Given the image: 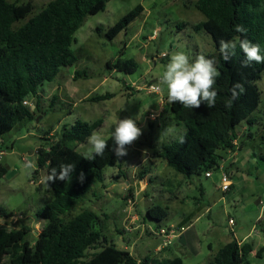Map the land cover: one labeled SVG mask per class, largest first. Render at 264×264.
Returning <instances> with one entry per match:
<instances>
[{
	"label": "rangeland",
	"instance_id": "rangeland-1",
	"mask_svg": "<svg viewBox=\"0 0 264 264\" xmlns=\"http://www.w3.org/2000/svg\"><path fill=\"white\" fill-rule=\"evenodd\" d=\"M7 1L34 5L32 14L13 25L16 30L53 0ZM196 1L108 0L105 11L85 18L71 47L78 57L77 64L61 68L54 82L41 87L56 100H46L41 105L42 113L36 111L35 120L25 121L2 136L0 164L8 173L0 180V207L14 216L0 218V226L17 230L25 225L31 230L29 240L34 242L45 225L36 220L37 211L52 196L45 180L47 170L39 169L36 163L37 149L48 142L44 137L55 140L77 121L93 124L102 120L95 132L107 140L118 119L132 118L142 135L127 149L126 156L117 157L115 165L105 169L104 181L96 186L95 196L85 199L65 220L91 209L100 216V229L109 243L121 250L127 247L138 259L154 258L163 239L143 229L130 232L129 224L139 213L140 220L143 217L155 228L156 222L147 217V207L160 205L169 208L162 227L184 223L185 228L195 221L184 236L185 241L192 237L186 253L176 250L183 244L180 240L170 245L183 264H208L213 257L211 250L216 252L233 239L252 243V264H264V253L256 256L264 247V73L258 81L262 96L258 110L251 116L254 122L244 121L238 126L239 150L234 154L221 152L220 168L212 171L211 177L202 174L187 179L158 156L161 145L175 141L184 130L167 113L166 87L161 86L153 94L148 87L159 83L174 52L183 51L194 60L199 54L215 51L211 36L193 29L206 19L196 9ZM139 5L144 9L142 14L127 30L109 39L107 31ZM181 23L187 24L185 29L178 27ZM119 58L134 60L137 71L125 73L107 66ZM76 71L83 72L78 79ZM108 93L114 95L110 100L89 101ZM87 150V142L77 149L82 154ZM224 174L233 186L228 192L222 191ZM79 176L75 174L67 187L79 181ZM143 178L149 183L148 196L141 192L147 190L146 183L141 187ZM183 213L190 220H185Z\"/></svg>",
	"mask_w": 264,
	"mask_h": 264
},
{
	"label": "trees",
	"instance_id": "trees-1",
	"mask_svg": "<svg viewBox=\"0 0 264 264\" xmlns=\"http://www.w3.org/2000/svg\"><path fill=\"white\" fill-rule=\"evenodd\" d=\"M107 2L53 0L15 30L13 25L32 14L34 5L0 0V139L23 122L35 120L36 111L42 113L41 87L54 82L61 68L77 64L78 57L71 49L75 33L85 18L105 11ZM195 7L206 19L195 25L194 31H205L214 43L215 51L205 56L215 60L220 73L215 84L216 104L211 109L202 104L193 110L179 103L168 104L167 113L178 126L183 125L184 131L170 144H162L158 153L175 173L187 179L217 171L223 159L221 152L239 150L238 126L244 121L254 122L251 116L258 110L262 96L258 81L264 73V63L244 66L246 57L239 47V40L247 39L258 44L264 55V0H197ZM143 10L139 5L127 13L107 31V37L114 39L127 30ZM186 26L185 23L178 25L180 29ZM237 26L245 31L237 32ZM221 39L236 42L235 55L229 61H225L219 51ZM107 66L125 73H134L138 68L134 60L121 58L109 61ZM82 75L83 72L76 71L75 79ZM237 83L243 86V91L236 89L238 97L230 108L225 107ZM113 97L108 93L89 101L97 103ZM25 101L34 102L35 110L25 105ZM102 124V120L93 124L77 121L55 140L44 137L47 144L36 152L38 168L46 169L48 175L52 168L59 172L61 164H72L75 166L72 177L83 172L85 179L71 187H67V181L46 182L52 196L36 213V220L45 225L34 242L29 240L31 230L25 225L17 230L0 226V264H183L180 257L138 259L129 251L118 249L103 235L100 216L91 209H83L72 219L65 220L85 199L95 196L96 186L104 181L105 169L115 165L118 156L112 134L106 140L108 148L104 154L95 156L94 160L84 159V154L77 151ZM7 173L8 169L0 164V180ZM168 210V207L153 205L147 217L160 224L166 220ZM13 216L0 207L1 219ZM254 251L252 243L233 239L208 264H252L250 258ZM263 253L264 247L256 256L261 257Z\"/></svg>",
	"mask_w": 264,
	"mask_h": 264
},
{
	"label": "clouds",
	"instance_id": "clouds-1",
	"mask_svg": "<svg viewBox=\"0 0 264 264\" xmlns=\"http://www.w3.org/2000/svg\"><path fill=\"white\" fill-rule=\"evenodd\" d=\"M237 32H244L242 26H237ZM236 42L219 41V51L225 61H229L235 55ZM239 47L243 51L246 59L244 66L247 67L252 62L264 63V55L261 54V48L258 44H253L247 39L239 40ZM220 75L215 60L199 54L194 60L183 51L174 52L166 65V70L162 74L161 80L155 86L160 90L161 86L167 89V102L169 104L179 103L186 109H198L202 104H206L209 109L215 107L216 78ZM236 89L243 91V86L235 84L231 89L232 97L225 103V107L230 108L233 100L239 93ZM142 135V129L137 126L136 120L132 118L118 119L115 124V130L112 132L115 144V154L123 157L128 154L127 149L132 146ZM183 142V138L181 141ZM88 150L84 154V159L94 160L95 156H102L108 148L107 141L97 132H92L87 138ZM75 166L72 164H61L60 170L52 168L45 177L46 182L55 183L59 181L71 182ZM85 179L81 172L79 180L82 183Z\"/></svg>",
	"mask_w": 264,
	"mask_h": 264
},
{
	"label": "crops",
	"instance_id": "crops-1",
	"mask_svg": "<svg viewBox=\"0 0 264 264\" xmlns=\"http://www.w3.org/2000/svg\"><path fill=\"white\" fill-rule=\"evenodd\" d=\"M51 95H48L43 89H42V91H41V93H40V105H42V103H44L46 100L47 101H51V99H55V97H52ZM30 107L32 108V110H35V106H34V102H32V104L30 105ZM3 143H2V139H0V146L2 145ZM37 163V162H36ZM145 172L146 173V171L145 170H142L141 172ZM136 177V176H135ZM140 182H142V188H143V186H144V183H146V186H145V188L144 189H146V187H147V190L146 191H143V189L141 190V192L143 193H146L147 195L146 196H148V187H149V183H148V181L146 180V178L144 179H142V180H140ZM232 188H233V186H232ZM174 198H176V200H178L179 201V198L176 196V197H174ZM148 203H151V202H148ZM151 207V204H150V206H148L147 207V211H148V209ZM138 213V212H137ZM136 214V213H135ZM130 216V215H129ZM142 216V215H141ZM140 214L138 213V214H136V215H133L132 216V219H131V224H129V226H130V229H129V231L130 232H133V233H137L138 231H139V229H143V230H146V232L147 233H149V231L148 230H151V229H158V228H161L162 227V225H161V223L160 224H158V223H156L155 225H156V227L155 228H153L152 226H150V225H148L147 224V222H146V220H144L143 219V217L141 218V220H140ZM183 218L186 220L187 219V221L188 220H190V216L188 215V214H186V213H183ZM195 222V221H194ZM194 222H192L191 223V225L190 224H188L187 225V227H185L186 228V230L184 231V232H182L181 233V235L179 236V237H177V238H175V239H177V240H180L181 242H183V244L179 247V248H176V250H178V252H180V253H182V254H184V253H186L187 252V249L189 248V241L192 239V237H188L187 239H186V241H185V239H184V236H185V233L188 231V229L190 228V226H192L193 224H194ZM184 224V223H183ZM183 224H181V225H174V224H171V225H165L166 227H171V226H174V227H176V228H181V227H183L184 225ZM180 226V227H179ZM174 239V240H175ZM173 240V241H174ZM237 241L239 242V243H244V241L243 240H238L237 239ZM173 243V242H172ZM191 248H196V247H191ZM124 250H127V247L124 249ZM128 251V250H127ZM219 250H217L216 252H213L212 250H211V256H213L214 257V255L218 252ZM130 252V251H129ZM131 253V252H130ZM132 254V253H131ZM155 254H156V257L157 258H175V257H178L177 255H175V253H174V251L173 250H171V247L169 246V247H167V248H163L162 246H159V247H157V249H156V251H155ZM172 256H174V257H172ZM145 257H147V256H145ZM145 257H142L141 256V258L140 259H143V258H145ZM213 257H212V259H213Z\"/></svg>",
	"mask_w": 264,
	"mask_h": 264
},
{
	"label": "built area",
	"instance_id": "built-area-1",
	"mask_svg": "<svg viewBox=\"0 0 264 264\" xmlns=\"http://www.w3.org/2000/svg\"><path fill=\"white\" fill-rule=\"evenodd\" d=\"M150 93H158L159 90H157L156 87L154 86H150L148 87L147 89ZM25 105L27 106H30L32 104V101H25L24 102ZM156 115H150V117H154ZM158 117L160 115H157ZM236 145H237V142L235 141L234 142ZM230 154H234V152H229ZM3 155V151H0V159ZM206 177H211V173H206L205 174ZM231 182L230 180L228 179V176L226 174L223 175L222 177V191L224 192H228L230 189H231ZM230 224H234V220L233 219H230ZM186 230V228L184 227H181V228H176L174 226H171V227H161V228H158V229H151L149 230L151 236H154V237H161L163 239V244H162V247L163 248H167L169 247L173 240L177 237H179L181 235L182 232H184Z\"/></svg>",
	"mask_w": 264,
	"mask_h": 264
}]
</instances>
